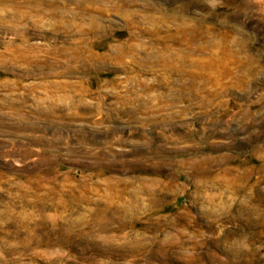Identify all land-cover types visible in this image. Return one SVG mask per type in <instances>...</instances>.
I'll return each instance as SVG.
<instances>
[{"label": "rangeland", "instance_id": "obj_1", "mask_svg": "<svg viewBox=\"0 0 264 264\" xmlns=\"http://www.w3.org/2000/svg\"><path fill=\"white\" fill-rule=\"evenodd\" d=\"M0 264H264V0H0Z\"/></svg>", "mask_w": 264, "mask_h": 264}]
</instances>
